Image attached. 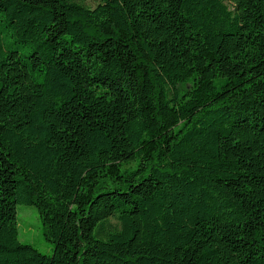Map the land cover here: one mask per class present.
<instances>
[{
    "label": "trees",
    "instance_id": "obj_1",
    "mask_svg": "<svg viewBox=\"0 0 264 264\" xmlns=\"http://www.w3.org/2000/svg\"><path fill=\"white\" fill-rule=\"evenodd\" d=\"M99 1L0 0V264H264V0Z\"/></svg>",
    "mask_w": 264,
    "mask_h": 264
},
{
    "label": "rangeland",
    "instance_id": "obj_2",
    "mask_svg": "<svg viewBox=\"0 0 264 264\" xmlns=\"http://www.w3.org/2000/svg\"><path fill=\"white\" fill-rule=\"evenodd\" d=\"M92 9L96 8L99 0H82ZM18 231L19 240L34 246L42 253L52 254L54 244L46 237V229L35 206L18 205Z\"/></svg>",
    "mask_w": 264,
    "mask_h": 264
}]
</instances>
